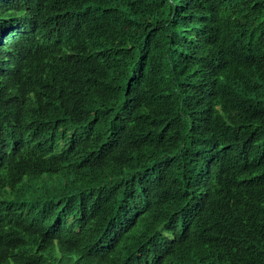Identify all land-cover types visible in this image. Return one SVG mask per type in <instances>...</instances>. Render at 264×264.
<instances>
[{"label":"trees","instance_id":"16d2710c","mask_svg":"<svg viewBox=\"0 0 264 264\" xmlns=\"http://www.w3.org/2000/svg\"><path fill=\"white\" fill-rule=\"evenodd\" d=\"M0 264H264V0H0Z\"/></svg>","mask_w":264,"mask_h":264}]
</instances>
